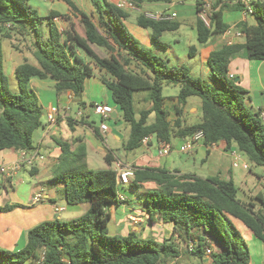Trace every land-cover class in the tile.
Wrapping results in <instances>:
<instances>
[{"label": "trees", "instance_id": "obj_1", "mask_svg": "<svg viewBox=\"0 0 264 264\" xmlns=\"http://www.w3.org/2000/svg\"><path fill=\"white\" fill-rule=\"evenodd\" d=\"M29 1L0 0V152L34 149L33 136L42 126L43 112L36 94L29 88L31 79L54 81L58 94L68 91L77 97L83 94L85 80L93 76V69L76 55L74 50L79 48L112 78L102 82L122 111L123 120L130 125L127 152L140 148L143 140L152 136L169 144L175 130L182 138L202 131L207 147L220 141L227 147L235 144L249 163L264 168V125L259 113L248 110L247 91L229 78L233 58L243 55L252 61L264 60V0L254 2L251 17L255 24L244 21L238 25L239 31L246 35L244 44L225 45L210 53L207 65L218 90L194 78L185 66L169 67L164 60L151 57L128 35L125 21L130 12L118 5L90 0L94 8V15L90 16L72 0H62L79 15L82 34L70 16L53 11L42 17ZM130 1L138 9L145 3H170V0ZM200 2L196 0V30L199 44L205 46L212 37L230 29L222 21L223 12L243 7L234 4V0H216L212 24L207 27L199 17ZM55 19L66 22L67 29L60 31ZM137 25L152 31L155 44H160L163 34L180 27L173 21L149 19L145 15L137 18ZM13 33L24 42L30 40V51L37 62L36 66L25 60L17 67L19 91L15 93L5 72L1 44L2 38L11 40ZM195 52L193 47L191 53ZM134 61L139 72L131 68ZM165 86L179 87L177 119L173 124L165 107ZM138 93H146L150 108L138 112L135 102ZM195 97L201 99L202 120L182 127L188 100ZM151 116L155 117L153 123ZM76 142V139L57 141L62 156L53 181L63 185L69 205L88 203V211L73 220L55 219L30 229L25 248L18 252L0 250L1 264H163L181 256L176 239L187 246L191 255L202 258L211 245L210 236L221 247L219 254L211 255L213 264H251L249 246L237 223L264 244V214L238 197L233 180L219 176L200 178L156 168L135 169L130 185L132 188L146 183L156 185L146 192L149 221L160 219L171 224V238L157 247L151 241L139 240L135 233L120 238L108 236L111 217L106 208L120 204L117 175L112 169H89L86 147L81 144L73 149ZM105 161L112 165L109 155Z\"/></svg>", "mask_w": 264, "mask_h": 264}, {"label": "crops", "instance_id": "obj_2", "mask_svg": "<svg viewBox=\"0 0 264 264\" xmlns=\"http://www.w3.org/2000/svg\"><path fill=\"white\" fill-rule=\"evenodd\" d=\"M44 4H50L51 7L57 2V0H42ZM62 1V0H58ZM80 11L92 16L94 15V8L89 3V12L84 11L78 4L72 0ZM89 1V0H88ZM115 5L121 0H101ZM64 2V1H62ZM65 3V2H64ZM161 3H145L142 8H139V15H144L149 10L157 11L156 6ZM236 4V3H234ZM68 6V5H67ZM233 6V4L231 5ZM47 7V17L51 12L56 11L60 14L68 15L74 22L79 19V15L71 7L68 6L66 13H61L57 10ZM38 11V10H37ZM142 13H141V12ZM39 13V12H38ZM151 13V12H150ZM157 13V12H156ZM173 14V13H172ZM40 15V14H39ZM132 14L130 12V18ZM222 21L224 24L229 25L230 29L221 35H216L211 38L208 44H206L202 56H206V64L209 55L213 51L222 49L225 45L232 44H244L245 37L238 38L236 33L239 31L238 25L244 21L249 23V19L244 16L242 10L235 8L226 9L222 15ZM58 27L61 23L68 27V24L59 19H55ZM127 21H125L126 24ZM250 24V23H249ZM255 24V21L254 23ZM252 23L250 25H253ZM138 26V25H137ZM138 28L143 29L138 26ZM60 29V28H59ZM65 30V29H64ZM146 30V29H143ZM61 31V29H60ZM149 36V34H148ZM12 39L1 40L2 50L4 45L11 46L9 43L15 39L12 34ZM77 50V51H76ZM76 55L86 64L93 69V76L87 78L84 84V92L80 97H77L73 92L68 91L58 94L55 90V82L49 80L31 79L29 82V88L32 90L37 98L39 105L42 109L43 115L46 113V121H42V126L34 133L33 136V150H39L44 156V161L37 164L32 170H23L13 176L9 180H3L0 178V248L4 251L18 252L25 248L27 245L28 231L41 223L60 219L62 221H69L79 218L85 214L89 209V204L69 205L66 202L63 185L53 181L54 171L60 163L62 156V150L57 144V141H73L76 139V143L73 145L75 149L78 145L83 144L86 147V163L88 168L91 163L99 161L105 166L104 170L115 168V162L122 161L127 165L137 168H156L167 171H178L182 175H193L200 178L217 177L224 180H233L238 188V197L246 202L255 206L256 211H261L264 214V194L262 192H254L249 188V179L244 174H235L234 169L240 168L234 167L235 155H239L241 152L235 144H231L227 147L225 142H218L209 147L204 144V141L200 142L194 151L186 153L183 151L184 139L176 135L169 143L171 146V153L169 156H160L158 152V139L155 136L149 137V142L143 144L140 148L127 152L125 147L130 137V130L120 122L119 110L116 106H113L110 102L112 94L107 97L94 96L92 91L93 87L100 84L104 85L102 80L106 79L112 81V78L104 71L101 70L90 58H84L81 55L79 48L75 50ZM196 53V52H195ZM26 53H21L17 49H11L4 55V67L5 72L10 77H16L15 72L18 66L23 64L27 60ZM29 63L36 65L37 62L27 60ZM141 65L140 63H138ZM132 70L136 71V62H133L131 66ZM138 71V72H139ZM137 72V71H136ZM206 83L218 90V87L213 83L211 79L210 69L205 66ZM229 75H233V79L240 84V86L247 91L250 101L247 102L250 111L254 114L264 111V60L252 61L246 59L243 55L235 57L231 60L229 65ZM18 84V81H17ZM105 86V85H104ZM18 87V86H17ZM19 89L17 90V92ZM141 97L138 99V97ZM178 96V95H177ZM177 96L165 97V107L169 111V121L173 124L176 119V106ZM190 98L186 105L184 115L182 117V127L195 125L201 122L202 117H198L195 120V116L200 114L201 102H191ZM136 103L148 104L147 108H150V104L147 100L146 93H138L135 98ZM96 103H102L113 108V115L110 119L119 122L121 130H111L105 134L100 131V127H94V123L90 121V116L93 113L92 106ZM76 111L73 113L74 106ZM69 108V110H67ZM140 112L143 109H138ZM174 110V112H172ZM50 113L57 114V123L50 124L48 121V115ZM155 120L154 116H151L150 123ZM92 123V124H91ZM97 129V132L95 131ZM190 137V136H189ZM240 153H239V152ZM22 152L15 150H4L0 152V167L13 164L17 161ZM178 154L181 158V162L176 163L173 156ZM242 154V153H241ZM107 155L112 160V165L109 166L105 161ZM181 156H187L183 159ZM241 159V162H248L247 158ZM168 158V159H166ZM199 162L200 165H199ZM249 163V162H248ZM200 169L201 174L192 172V167ZM90 169V168H89ZM203 170L206 173L203 174ZM27 171L33 178V181L29 183L25 182L21 173ZM242 172V171H241ZM263 181L264 182V177ZM242 185L241 188L237 185ZM156 185L154 183H146L141 187L145 192L154 189ZM128 188H132L131 185L125 186V193H119L120 204H112L106 208L110 214V221L116 219L119 223H123L127 226V231L132 229L130 233L145 231L147 225H150L152 229L156 226L160 229V233L163 234V241L169 240L172 235V225L165 224L160 219L154 223L149 221V215L146 210V204L138 202V195L134 192H129ZM42 193L44 201L40 204H34L33 198ZM146 200V196L144 198ZM237 226L247 237L253 241L257 240L254 235L246 229L240 223ZM129 233V234H130ZM209 243L213 245V253H215L216 245L213 244L212 239L208 238ZM179 246L181 256L179 258L166 261L163 264H196L200 261V264H213V258L211 255H203L202 258L191 255L188 252L187 246L179 241L175 240ZM261 256V263L264 264V244L259 241ZM259 243V244H260ZM212 253V254H213ZM191 256L193 259H188ZM251 264H254L253 262Z\"/></svg>", "mask_w": 264, "mask_h": 264}, {"label": "rangeland", "instance_id": "obj_3", "mask_svg": "<svg viewBox=\"0 0 264 264\" xmlns=\"http://www.w3.org/2000/svg\"><path fill=\"white\" fill-rule=\"evenodd\" d=\"M79 7L83 8L84 11L89 12V3L91 4L90 0H74ZM213 5L215 4L216 0H205ZM29 5L33 7L34 9L38 10L40 16H46L47 14V7H51L50 4H44L42 0H30ZM54 10H57L61 13H66L68 10V6L66 3L62 1H58L51 7ZM157 11L154 10H149L152 14H157V13H164L168 15H172V13H176L177 17L173 20V22L178 23L180 25L179 29L175 32H168L163 34V36L159 39L160 44H155L152 41L151 35L152 31L151 30H143L138 28L137 23H136V16L139 15V11H133L131 12L132 16L129 18L125 24L126 30L128 35L137 40L138 44L141 48L147 51V53L151 57H156L159 59L164 60L169 67H177V66H185L187 67L191 75L196 78L201 80L203 83H206V77H205V66L206 64V56H202V53L205 49L206 46H203L199 44L198 42V37H197V30H196V20H197V11H196V0H170V3H161L156 6ZM141 12V11H140ZM148 12V13H150ZM157 12V13H156ZM142 13V12H141ZM249 23L253 24L254 19L252 17H249ZM77 25V28L80 32H82L81 25L79 23V19L75 22ZM59 28L61 31L66 29V26L61 23ZM43 31L45 33V36L47 35V27H43ZM83 34V32H82ZM149 34V36H148ZM13 36H15V39L13 41H10V45H4L3 46V51L4 55L7 53V51L12 49H17V51H21V53H26L27 55V60H32L33 62H36L32 52L30 51V40H27L26 42L23 41V38L17 35L16 33H13ZM2 40H6L2 38ZM195 47L196 48V53H191V49ZM77 51V50H76ZM81 55L84 58L90 59V57L84 52V50L80 49ZM137 72L139 70H136ZM9 78L10 82V89L12 92H17L18 90V84H17V79L16 77H10V75H7ZM51 80H49L50 82ZM207 84V83H206ZM208 85V84H207ZM94 90L92 91V94L94 96H103L107 97L110 95V91L107 89L106 86L100 84V86L96 85L93 87ZM179 94V87L176 86H165L163 90V95L164 97H172L177 96ZM137 94L135 95L136 98ZM142 98V96L138 97V99ZM191 102H201L200 98H192ZM113 106H116L117 109L119 110V115H120V122H122V125H125V127L130 130V125L126 123L123 120L122 117V111L120 108L114 103V101L111 99L110 102ZM248 110L250 108L246 104ZM76 105L73 108V113L76 111ZM136 107L138 109H144L148 107V104L145 103H136ZM174 112V110L172 111ZM175 114V112H174ZM202 117V113L200 110V114L198 116H195V120L198 119V117ZM42 121H46V113H44L42 117ZM90 121L93 122L94 127H100L102 122L111 130L117 131L121 130L122 127L119 125V122H116L113 119H106L102 120L99 116L95 115L94 112L90 116ZM92 124V123H91ZM239 152V151H238ZM240 153V152H239ZM241 156V159L244 160L245 158L243 157V154H239ZM169 156V155H168ZM245 156V155H244ZM167 157V156H165ZM183 159H185L187 156H181ZM175 158V162H181V158L178 154L175 153L173 156ZM168 159V158H166ZM201 162H199L200 165ZM251 171L244 170L242 168V163L240 162V168H235L234 173L235 174H244L248 179H249V188L254 191V192H262L264 194V182L261 181V177H264V168L255 166L251 163H248ZM192 167V172H196L197 174H201L200 169L194 168L193 165ZM93 171H98V170H104L105 166L102 162V159L99 161H95L94 163L90 164L89 167ZM242 171V172H241ZM206 173L205 170H203V174ZM22 178L24 179L25 182L29 183L30 181H33L34 178L27 172L24 171L21 173ZM1 178V176H0ZM238 187L241 188L242 185H237ZM119 193H125L124 187L119 186L118 189ZM129 192H134L138 195V202L144 203L145 204V196L146 192L142 188H128ZM130 232L132 229H129ZM130 232L127 231V226H125L123 223H119L116 221V219H113L109 221L108 223V228H107V234L110 237H124L127 236ZM245 231L243 230L241 233L247 242L251 254V260L254 264H260L261 261V252L259 246L261 243L257 240L251 241L247 235L244 233ZM139 240L143 241H151L153 242L157 247L162 246L164 243L163 241V234L160 233V229L158 227H150V225H147V228L145 231H139V232H134ZM212 239V242L214 245H216L215 253L219 254L221 252V247L217 244L215 239L210 236ZM260 243V244H259ZM1 251H4L3 249L0 248ZM188 259H193L191 256L187 257ZM1 264V263H0ZM196 264H200V261H197Z\"/></svg>", "mask_w": 264, "mask_h": 264}, {"label": "built area", "instance_id": "obj_4", "mask_svg": "<svg viewBox=\"0 0 264 264\" xmlns=\"http://www.w3.org/2000/svg\"><path fill=\"white\" fill-rule=\"evenodd\" d=\"M254 2L255 0H234V3H238L242 5L243 9L242 12L245 17L249 18L254 14ZM118 7L124 11L128 12H133L137 11L138 8L136 5L131 2L130 0H121L118 3ZM214 12V7L213 4L201 0L200 2V12H199V17L203 21V23L207 26L210 27L212 24V15ZM147 18L149 19H154V20H159V21H173L176 17L177 14L173 13L172 15L164 14V13H157V14H152V13H146L144 14ZM236 36L238 38L245 37L246 35L238 31L236 33ZM232 43H229L231 45ZM230 79H233V75H229ZM93 112L95 115L99 116L102 120L110 119L113 115V108L111 106L102 104V103H96L92 106ZM69 110V108H67ZM260 119L264 125V111L259 113ZM48 121L50 124H56L57 123V114L55 113H50L48 115ZM100 131L105 134L109 131L108 127L102 122L100 126ZM205 135L202 131H198L188 137V139H184V144H183V151L186 153H191L192 151L195 150L197 145L204 141ZM149 142V138H145L143 140V144H147ZM158 147V152L160 156H168L171 153V146L170 144L158 140L157 143ZM44 156L40 153L39 150H31V151H22L20 154L19 158L17 161L13 164L7 165V166H1L0 167V176L2 177L3 180H9L19 172L23 170H32L34 169L38 163L44 161ZM241 159L239 156L235 155V163L234 167H238V164H240ZM242 163V168L244 170L250 171V166L248 162H241ZM115 168L114 171L117 175V184L118 186L125 187L131 184L132 180L135 178V168L131 165H127L123 163L122 161H117L115 162ZM44 201V196L42 193L37 194L33 198V203L34 204H40ZM193 250V247H190V251ZM206 253L207 255H212L213 253V245L211 244L209 247L206 248Z\"/></svg>", "mask_w": 264, "mask_h": 264}]
</instances>
